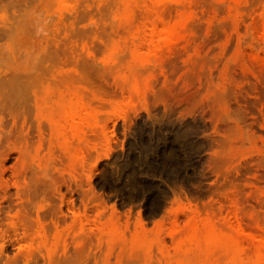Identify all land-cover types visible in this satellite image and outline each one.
<instances>
[{
  "label": "rangeland",
  "instance_id": "rangeland-1",
  "mask_svg": "<svg viewBox=\"0 0 264 264\" xmlns=\"http://www.w3.org/2000/svg\"><path fill=\"white\" fill-rule=\"evenodd\" d=\"M45 259L264 264V0H0V264Z\"/></svg>",
  "mask_w": 264,
  "mask_h": 264
},
{
  "label": "bare ground",
  "instance_id": "bare-ground-1",
  "mask_svg": "<svg viewBox=\"0 0 264 264\" xmlns=\"http://www.w3.org/2000/svg\"><path fill=\"white\" fill-rule=\"evenodd\" d=\"M14 75V74H13ZM17 76V75H16ZM22 76V75H21ZM13 78H15V77H13ZM22 78V77H21ZM16 81V80H15ZM21 82V81H20ZM17 86H18V82H16L15 83ZM20 86V85H19ZM18 86V87H19ZM13 87V86H12ZM11 87V88H12ZM19 89V88H18ZM10 90V89H9ZM17 90V89H16ZM10 91H12V90H10ZM19 91V90H18ZM22 91V90H21ZM16 93V92H15ZM23 93V92H22ZM18 94V93H17ZM26 94V93H25ZM18 98V97H17ZM184 133V132H183ZM107 136V135H106ZM106 138H109V137H106ZM156 139V138H155ZM107 140V139H106ZM109 140V139H108ZM111 141V140H110ZM111 144V143H110ZM107 145H108V143H107ZM109 146V145H108ZM187 151V150H186ZM191 152V151H190ZM175 153V152H174ZM163 154V153H162ZM186 155V154H185ZM168 158V157H167ZM179 174V173H178ZM167 182V181H166ZM168 183V182H167ZM170 185V184H169ZM13 223V222H12ZM14 224H15V222H14ZM14 226H16V225H14ZM12 228V227H11ZM12 229H16V227H14V228H12ZM17 230V229H16ZM16 232V231H15ZM4 235V234H3ZM5 237V236H4ZM3 237V238H4ZM6 238V237H5ZM7 239V238H6ZM6 239H3V240H6ZM5 244V243H4ZM46 245V244H45ZM48 247V246H47ZM2 252H3V250H2ZM24 257V256H23ZM23 259V258H22ZM47 259H49V258H47ZM47 259H45V261L47 260ZM27 260V259H26ZM20 261H21V259H20ZM73 261V260H72ZM24 262H25V260H24ZM46 262H48V264H50L49 263V260L48 261H46ZM66 262V261H65ZM264 262V261H263ZM263 262H261V263H263ZM17 263H18V261H17ZM52 263V262H51ZM54 263H56V262H54ZM68 263V262H67ZM74 263V262H73ZM75 263H76V261H75ZM46 264V263H45ZM62 264V263H61ZM63 264H65L64 262H63ZM69 264V263H68Z\"/></svg>",
  "mask_w": 264,
  "mask_h": 264
}]
</instances>
